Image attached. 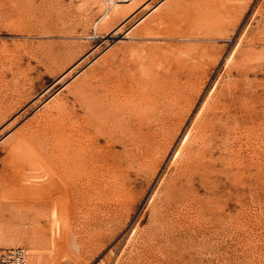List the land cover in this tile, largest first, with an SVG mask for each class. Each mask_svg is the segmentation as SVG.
I'll return each mask as SVG.
<instances>
[{
    "label": "rangeland",
    "instance_id": "374dc122",
    "mask_svg": "<svg viewBox=\"0 0 264 264\" xmlns=\"http://www.w3.org/2000/svg\"><path fill=\"white\" fill-rule=\"evenodd\" d=\"M115 1L0 0V254L22 246L40 264H264V0ZM105 74L155 80L158 107L175 109L165 124L173 130L147 162L118 142L116 168L86 169L69 192L46 186L60 193L56 205L73 203L56 221L61 234L33 205L45 182L36 150L49 142L32 139L38 124L58 125V105L88 115ZM200 123L221 132L204 144L207 170L179 178L180 195L164 202L181 171L177 149L208 139ZM189 129L198 132L191 145ZM69 229L77 241L67 245Z\"/></svg>",
    "mask_w": 264,
    "mask_h": 264
},
{
    "label": "bare ground",
    "instance_id": "6f19581e",
    "mask_svg": "<svg viewBox=\"0 0 264 264\" xmlns=\"http://www.w3.org/2000/svg\"><path fill=\"white\" fill-rule=\"evenodd\" d=\"M114 1L115 0H111L110 3L114 2ZM118 2H119V0H118ZM58 54L59 53L55 54L54 51L52 52L51 50L46 53L48 59H54L57 57ZM248 54H246V55L248 56ZM44 62H45V60H44ZM18 74H20V73H18ZM145 74H148V73L145 72ZM150 76H152V75H150ZM153 76L155 77V75H153ZM22 77L23 78L19 81V82H21V84H25V81L32 79L28 73L24 74V76H22ZM116 77L117 78L111 79L110 76H108L106 74L100 76V78H99V80H100L99 81V97H98L99 101L97 100L99 103L95 102L98 105H96L91 99H89L91 102L89 101L90 105H89L88 109L91 110V112H90L91 116L89 115L90 114L89 111L88 112L86 111V113H88L89 116L87 114H85L86 116L83 114L84 116L81 117L78 114L76 108L71 106V104H72L71 102H70L71 104L68 102L65 104L63 103V104H61L63 106L58 105V107H59L58 115L55 117V120H57L58 125L56 127L54 126L53 128H51L49 125L48 126L46 125L47 126L46 127L45 124L44 125L38 124L39 127L36 130L38 133L36 132L37 135H35V139H32L33 141H36L38 143V145L48 143V142L50 143V146L48 147L49 149L46 147L49 143L47 145L44 144L45 146L41 145L40 148L36 144L38 149L37 150L35 149V150L37 152V155H39V156L35 155L38 158L37 164L36 163L35 164L37 165V167L39 169V170L37 169V172H38L37 179H40V178L45 179V182L41 186H39V184H37L38 188H37L35 194L38 197V199L33 202V205H34V207L38 206V205H42V207H40V209H38V210L41 211L43 214H45L46 217H48L50 225L55 226V228L58 229V231L60 233H61L63 228L57 227L56 221L61 219L65 214H68L70 210H73V209H71V208H73V203H70L66 199H64L63 206H62V204L56 205L55 202H53L52 200H53V198H56L55 195H60V193L59 192H48V191H46V188L49 185L53 184L54 182H57L61 186V183H63L64 187H61V191L69 192L71 190V186H70L71 181L83 179L89 173L88 171H86V169L88 170L89 168H99V175L101 176L103 171L110 169L111 166L116 164V161H117L116 158H118V157H117V149L115 147L118 144V142L123 144V147H124L123 152L124 153L123 152H121V153L125 154L124 155L125 157H127L128 159H132L133 157H138V160L143 161V159H144L147 162V160L152 159V154H153L154 149L157 148L158 146L160 147L159 143H160L162 136L164 134L169 135L172 133L171 131L173 130V128H171L172 130L170 129L171 124H170L169 128H166V125H167L166 124L167 123L166 117L169 116L170 114H171L170 115V117H171L172 116V110H175V109L171 108V110H169V108H166V107L164 109H162V108L160 109V107H158L159 104L157 102V92H156L157 85H156L155 80L148 78V76L144 77L142 75L141 77H136V78L130 79V81L128 83H124L123 79H122L123 77H118V76H116ZM17 78H18V76H17ZM157 79H159V77ZM18 80L16 82H18ZM164 80H166V79H164ZM164 80H163V82H164ZM157 81L159 82V80H157ZM166 81H169V80H166ZM163 82H161L162 85H163ZM172 82H173V80H172ZM175 84H176V82H175ZM177 84H179V85H177ZM177 84L176 85L178 87L181 86L179 81ZM19 85H20V83H19ZM159 85H161V84H159ZM165 85H167V84H165ZM165 85H163V88H165L164 87ZM150 86H152V87L149 89L148 87H150ZM174 86H173V89L178 88V87H176V86L174 87ZM169 87H170V85H169ZM171 87H170V89H171ZM82 89H83L82 92L84 93L86 90L84 88H82ZM169 90H168V94H169ZM179 90H181V89H179ZM164 91H166V89ZM176 91L178 93L177 89H176ZM162 92H163V90H162ZM179 92L181 95V91H179ZM78 93L79 92L76 93V88H75V94L74 95L76 96V94H78ZM80 93H81V90H80ZM87 93L88 92L86 91V94H85L86 96L90 95L91 92L89 94H87ZM163 94H165V93H163ZM80 95H82V97H84L83 94H80ZM172 95L175 96L176 94H172ZM172 95H170V96H172ZM96 96H95V98H96ZM166 96L168 97V95H166ZM88 97L90 98V96H88ZM162 97H163V95H162ZM175 97H177V95ZM84 98H80V99L83 100ZM163 98H161V99H163ZM158 99H160V98H158ZM77 100H79V98ZM84 101H87V100L85 99ZM79 102H80V100H79ZM89 102H85L86 105H88ZM162 103H163V101H162ZM83 104L81 103V106ZM72 105H74V104H72ZM174 108H175V106H174ZM218 108L219 107H217L216 110H218ZM216 110H215V112H216ZM174 113H175V111H174ZM49 114H51V113H49ZM197 118H198V116H197ZM51 120H53V119H51ZM85 120H90V121L84 122ZM135 120H136V122H135ZM152 121L156 125H154ZM197 122H199V121H197ZM199 125L200 126L198 128V131L200 132L201 135L208 136V139H205V136H201L200 137V138H202L201 140H199V141L195 140V138L193 136L195 133H198V132H195L194 134H192L194 131H192V133H191V131H190L191 128L188 130L189 133H187V135H186L187 137L185 136L186 141L189 142L188 145H191L190 144V143H192L191 140L194 139L196 141V142L194 141L195 144H193V146L195 145V148L192 147V149H190L191 148L190 147L187 150H184V148L186 149V147H184V145L187 144V143L185 144V142H184V144L182 142V144H183L182 146L179 145L180 147L177 149L176 157L181 156V161H182V162L180 161L181 168H177V169H180L181 171L179 170L180 173L177 174L178 177L173 179L170 182V184L168 185V187L164 193V196H162V197L159 196L160 199H163L164 202L165 201H167V202L172 201V200L176 199L175 197L180 195V193L177 191L178 181L180 182L179 178L183 177V179H186V180L190 179L191 180L197 174H199V172L202 173V172L207 170V163L205 161V156H207V153H209V152H207L206 149H203V148H205L204 144H205V142H207L209 144V142L213 141L214 137L216 135H218V133L220 132V131H218L220 126L218 128H216V124H213V123H211V124L206 123L205 125L200 123ZM51 126H52V124H51ZM193 126H196V125H193ZM175 128H177V127H175ZM224 131H226V130H224ZM33 134L34 133H32L31 135H33ZM20 137H22V136H20ZM26 137H27V135H26ZM164 137H166V136H164ZM16 139H18V138H16ZM16 139H15V141H16ZM28 139H29V137H28ZM19 141L20 140L18 139V141H17L18 144H19ZM103 141H104V143H103ZM22 142L24 143V141H22ZM30 142H32V141H30ZM25 143H24V145H25ZM28 145H31V144H28ZM212 145H213V143H212ZM30 148H28V149H30ZM122 158H124V157H122ZM135 159H133V161ZM125 161H128V160H125ZM136 161H137V159H136ZM135 162H132V163H134V165H135ZM125 164H126V162H125ZM122 165L123 164L121 163L120 166H122ZM152 165L157 168V166L159 165V160L154 162V164H152ZM130 166H131V164H130ZM114 168H116V167H114ZM124 182H125V180H124ZM117 183H118V180H117ZM189 183H191V182H189ZM157 194L158 193H156V195ZM32 195H34V194H32ZM185 201L187 203L186 198H185ZM180 204H182V206H183V203H180ZM189 204H190V201H189ZM171 205H173V203ZM29 206H31V205H29ZM178 207H181V205H179ZM177 209H179V208H177ZM159 210H160V208H159ZM168 210H169V208H168ZM161 213H162V211H161ZM39 219H37V221L40 222ZM34 222H35V220H34ZM64 234L66 236L65 237L63 236L60 239V240H62V242L64 240V242H65L64 244L68 245L71 241H74V242L77 241V239L73 238V232L70 229L66 230L64 232ZM80 243H78V244H80ZM35 253H37V252H35Z\"/></svg>",
    "mask_w": 264,
    "mask_h": 264
},
{
    "label": "built area",
    "instance_id": "2783aa9c",
    "mask_svg": "<svg viewBox=\"0 0 264 264\" xmlns=\"http://www.w3.org/2000/svg\"><path fill=\"white\" fill-rule=\"evenodd\" d=\"M0 264H40L29 259L22 246L4 248L0 254Z\"/></svg>",
    "mask_w": 264,
    "mask_h": 264
}]
</instances>
